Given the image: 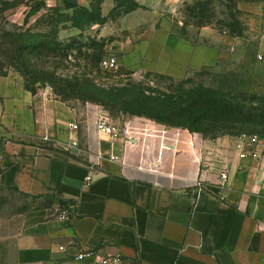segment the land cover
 I'll return each mask as SVG.
<instances>
[{"label":"crops","instance_id":"0c3cea01","mask_svg":"<svg viewBox=\"0 0 264 264\" xmlns=\"http://www.w3.org/2000/svg\"><path fill=\"white\" fill-rule=\"evenodd\" d=\"M186 1L140 0L142 18L121 19L125 30L145 29L143 52L127 64L183 78L237 55L241 37L213 27L198 40L172 39ZM101 113L97 103L0 80V189L69 207L0 208V264H76L83 250L86 264L111 255L125 264H264V159L241 158L238 136L207 138L142 116H108L123 130L113 138L97 130Z\"/></svg>","mask_w":264,"mask_h":264},{"label":"rangeland","instance_id":"374dc122","mask_svg":"<svg viewBox=\"0 0 264 264\" xmlns=\"http://www.w3.org/2000/svg\"><path fill=\"white\" fill-rule=\"evenodd\" d=\"M75 3L78 7L71 6ZM139 8L140 0H0V80L22 81L27 89L47 90L71 105L97 103L115 122L150 114L168 126L183 121L204 126L197 133L207 138H264V0L184 2L172 16L177 22L172 39L198 40L200 29L208 26L219 34L240 36L241 46L226 63L183 78L127 64L138 58L132 51L143 52L144 44L137 43L145 29L125 30L121 19ZM137 15L133 18H142ZM26 32L44 43L21 57L19 37ZM109 56L118 58V68L101 66ZM96 88L128 89L121 91L125 103H99L93 96ZM222 100L241 102L253 116L223 119ZM49 205L56 215L69 209L58 196L31 197L0 189L3 215Z\"/></svg>","mask_w":264,"mask_h":264},{"label":"built area","instance_id":"2783aa9c","mask_svg":"<svg viewBox=\"0 0 264 264\" xmlns=\"http://www.w3.org/2000/svg\"><path fill=\"white\" fill-rule=\"evenodd\" d=\"M101 66L105 69H115L119 66V60L116 56L105 57L101 62ZM96 126L99 133L108 134L113 138L118 137L123 132L120 127H117L111 123L105 112L99 115ZM71 127L73 129H78L79 126L77 123H73L71 124ZM238 138L241 141V145L239 147L241 149V158H250L257 161L264 159V138H261L259 135H242L238 136ZM88 179H91V176H89ZM220 179L221 184L223 185L224 182L228 179V173L222 172ZM195 185H203L201 176L195 181ZM88 255H90L89 252L84 250L80 251L77 254L76 264H86L85 259L88 257ZM92 264H125V261L119 255H111L106 257H99Z\"/></svg>","mask_w":264,"mask_h":264},{"label":"trees","instance_id":"16d2710c","mask_svg":"<svg viewBox=\"0 0 264 264\" xmlns=\"http://www.w3.org/2000/svg\"><path fill=\"white\" fill-rule=\"evenodd\" d=\"M72 7H78V4H72ZM237 32H235L236 34ZM19 41L21 42V46L19 47L20 50V56L22 57L24 55V52L28 49H30V51L34 50L36 47L41 46L44 42H40L38 40H35V38H33V36L29 33L26 32L22 35H20L19 37ZM41 48V47H40ZM45 48V49H44ZM47 47L43 46L42 50H46ZM37 81V80H35ZM31 90L33 93H36L35 89H29ZM111 91H107L104 88H96V90L94 91V95L95 97L98 98V102L99 103H108V104H124L125 100L121 94V91L123 92H127L128 89L126 88H121V89H110ZM142 95H144V93H140ZM145 96V95H144ZM222 105L221 108H219V112L220 114L223 116V119L228 118L227 120H243L245 116H247V113H250V117L253 116V112H250L245 105H243L241 102H231L228 100H222ZM148 114V113H147ZM231 116H235L234 118H230ZM148 118L154 119L157 121L161 122L160 120H158V117H155L153 115L148 114L147 116ZM196 119L198 120V118L196 117ZM186 121L177 123L176 125H172V126H182L185 128H188L189 130L193 131V132H199L201 131L203 128H205L204 126H195L194 124H190V123H185ZM163 123V122H161Z\"/></svg>","mask_w":264,"mask_h":264}]
</instances>
